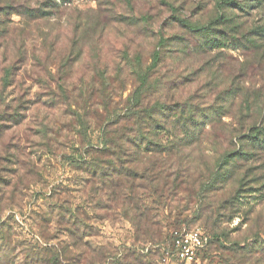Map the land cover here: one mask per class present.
Listing matches in <instances>:
<instances>
[{
  "label": "rangeland",
  "instance_id": "374dc122",
  "mask_svg": "<svg viewBox=\"0 0 264 264\" xmlns=\"http://www.w3.org/2000/svg\"><path fill=\"white\" fill-rule=\"evenodd\" d=\"M202 26L233 45L205 50L191 32ZM156 52L144 104L206 118L184 152L143 161L162 167L136 183L150 221L137 229L117 201L91 207L77 163L96 151L100 128L130 132L124 118ZM258 129L264 134V0H0V264H49L56 251L60 264H186L167 240L192 229L247 250L229 257L207 246L190 264H264V194L250 192L264 190V150L243 138ZM236 152L245 160L229 161ZM123 157L100 163L126 169ZM220 167H233L229 180L203 191ZM238 191L241 205L227 210ZM70 208L85 213L74 262L63 253L76 243L59 224Z\"/></svg>",
  "mask_w": 264,
  "mask_h": 264
},
{
  "label": "trees",
  "instance_id": "16d2710c",
  "mask_svg": "<svg viewBox=\"0 0 264 264\" xmlns=\"http://www.w3.org/2000/svg\"><path fill=\"white\" fill-rule=\"evenodd\" d=\"M29 15L33 16L31 12ZM191 32H193L195 38H198L201 47L205 50L223 49L233 45L231 38H229L225 32L212 29L211 27H194L191 29ZM159 57L160 53L156 52L153 54L151 64L144 70V73L140 74L141 87L139 86L135 94H133L134 96L132 95L131 97L135 105L129 109L124 118L130 122V132L125 133L123 129L119 131L120 129L116 127L118 123L100 128L96 151L88 154V158L83 159V164L76 162L78 166H85L84 172L87 174V177L83 183V189H86L85 192H87L88 198L91 199V207L95 210L96 207L98 208L100 202L108 204L117 201L124 211L122 217L127 220L133 228L135 227L137 229L139 226L149 225L150 221L147 219L148 208L136 193V183L144 179L147 173L153 175L157 173L159 167H162L159 165L161 162H159L158 164L147 166L144 169L143 167L148 163H144L143 161L153 154L169 156L184 152L186 148L192 146L197 141L198 134L200 130L203 129H201L202 124L198 118H206L203 115L198 117L196 111L183 106L179 111L175 109V107H170L164 103L156 102L152 106H150L149 102L144 104L142 101V89L150 80V78H148V73L157 68ZM6 75L9 76V73H6ZM215 116H217V113H215ZM142 122H145V124L142 125ZM257 133L259 136L257 134H251L243 136V138L252 140L254 148L257 147L258 149L264 150V139H259L260 135L264 138L263 131L258 129ZM116 135H118V138L115 140ZM125 148H127L128 155H126V151H124ZM122 155H126V157ZM226 156L231 158L229 161H237L239 159L245 160V154L242 152H236ZM122 157L129 158L128 164H130V166L126 167V169L118 167L115 162L113 165L110 164L111 166H105L100 163V160L103 158H109L111 161L112 158L113 160L121 161ZM81 160L78 162H81ZM233 171V167L226 171H222V167L217 168V170L213 172L211 180L207 184L203 183V191H207L209 187L215 188V185L221 184L222 181L227 182ZM151 179L152 181L155 180L152 176ZM87 189H89V191ZM250 192L255 194V197L258 196L259 198L263 197L264 194L263 188ZM239 194L238 191L237 194L230 199L231 205L227 207V210L229 209V211H231L237 209L241 205V198L244 197ZM104 210L109 214L106 206ZM84 214L85 213L79 212L78 208L73 211L70 208L67 213L62 214L64 223L59 224L64 225L67 239L70 242L76 243L75 248L66 246V250L63 254L67 253V255H65V261L67 262L78 261L80 256L83 255L79 253L81 250L79 245L83 239L81 230L84 232L86 228L85 225L82 226L81 223L83 220L85 222ZM232 216L229 217L228 222L233 219ZM85 238H87V236ZM258 238L261 237L258 236ZM170 241V237H168L167 242ZM160 242L161 240L158 241V244L165 241L163 240L161 243ZM256 245L257 244H253L252 247ZM207 246L211 248L216 247V250H220L221 253L229 257L244 254L245 252H242V250H247L239 249L238 243H233L231 245L232 247H227L220 241V237L215 235L213 242L205 239V245L201 251L205 252ZM263 246L264 243L259 248ZM250 247L251 245L248 246V248ZM70 248L75 250L70 251ZM126 256L130 259L134 257L131 254H127ZM61 257L62 255L56 251L49 257L48 262L49 264H60L62 260ZM68 257H71V259H68ZM85 257L92 258L91 255H86ZM141 260L142 258L140 257L135 261L141 264ZM94 263L93 260L88 261V264Z\"/></svg>",
  "mask_w": 264,
  "mask_h": 264
},
{
  "label": "built area",
  "instance_id": "2783aa9c",
  "mask_svg": "<svg viewBox=\"0 0 264 264\" xmlns=\"http://www.w3.org/2000/svg\"><path fill=\"white\" fill-rule=\"evenodd\" d=\"M170 240L173 247L172 255L177 261L186 264L195 262L205 245L204 235L199 229L172 231Z\"/></svg>",
  "mask_w": 264,
  "mask_h": 264
}]
</instances>
